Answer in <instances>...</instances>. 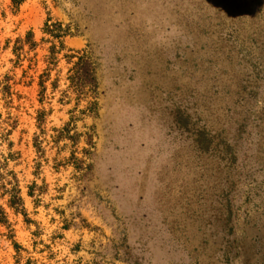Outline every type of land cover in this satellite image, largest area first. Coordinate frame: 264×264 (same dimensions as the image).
<instances>
[{"label":"rangeland","instance_id":"1","mask_svg":"<svg viewBox=\"0 0 264 264\" xmlns=\"http://www.w3.org/2000/svg\"><path fill=\"white\" fill-rule=\"evenodd\" d=\"M0 204V264H264V0H0Z\"/></svg>","mask_w":264,"mask_h":264},{"label":"trees","instance_id":"2","mask_svg":"<svg viewBox=\"0 0 264 264\" xmlns=\"http://www.w3.org/2000/svg\"><path fill=\"white\" fill-rule=\"evenodd\" d=\"M44 32L52 37L51 41L49 40L46 41L51 43L52 46L49 48V56L46 58V63L48 65V68L45 70V73L41 75V79H42L41 86L43 90L45 89V82L48 80L52 68L57 67L59 63V56L61 55L62 52L66 50L64 39L69 35V29L65 28L63 24L58 21H52L51 19H48L44 26ZM57 43L59 45H57ZM25 46L29 47L30 52L37 50L38 44L34 40V33L30 32L25 39H19L16 41L15 52L20 53L18 54V57L22 56ZM65 57L70 62H72V59L75 58L73 55H68V54H66ZM71 73L72 74L70 75L69 80L72 84V87L76 89V93L78 96L83 95L85 97L87 95V89L93 87L95 84L93 82L94 71L90 63L88 62V59L85 58L84 56L78 57V62L74 64V67L71 69ZM44 78H46V81L44 80ZM42 113L43 112H40L41 115ZM38 120L40 121L41 118L39 117ZM7 134L10 135L11 133L9 132ZM12 146L13 143L9 142V147ZM79 162L81 164H85L84 160H80ZM79 167L80 166H78V168ZM6 176L10 177V179L3 180L2 189L4 192L3 196L5 195L9 196V201L7 203L8 206L11 209L15 210L16 213H22L25 216H27L26 210L24 208V201L22 198V192L20 189V184L17 176L13 172L8 173V175ZM0 224L5 226L7 229H10V233H14V230L12 229V224L9 221L8 213L5 207L1 204H0ZM12 235H11V239H12ZM15 246L18 247V245L16 244Z\"/></svg>","mask_w":264,"mask_h":264}]
</instances>
